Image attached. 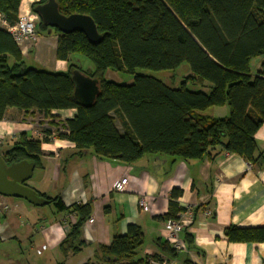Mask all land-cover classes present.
Instances as JSON below:
<instances>
[{
    "label": "trees",
    "instance_id": "16d2710c",
    "mask_svg": "<svg viewBox=\"0 0 264 264\" xmlns=\"http://www.w3.org/2000/svg\"><path fill=\"white\" fill-rule=\"evenodd\" d=\"M56 1L64 15H90L101 37L90 42L80 31L61 33L52 28L51 33L54 29L57 34L55 58L66 61L67 69L47 71L24 67L19 44L0 26V120L8 108L52 119V110H75L71 118L48 121L39 135L20 132L0 152L6 164L27 159L40 167L41 143L52 137L72 142L75 155L90 150L98 158L126 164L145 155L199 160L220 152L232 153L249 164L258 162L261 155L255 154L254 134L264 122V0ZM21 2L0 0V17L9 25L17 22ZM38 24L49 29L39 16ZM75 55L89 60L93 70L82 71L74 62ZM260 56V66L251 74V62ZM183 63L188 64L189 73L177 87L136 73L138 68L175 70ZM74 68L99 81V94L90 106L79 105L73 96L70 73ZM108 69L132 75V82L105 78ZM188 83L197 89L187 87ZM220 106L228 107L227 115L207 113ZM181 193L177 188L170 191L162 220H177L184 211L176 202ZM38 194L57 211L73 215L60 246L64 253L77 251L90 205L65 206L57 196ZM181 234L185 251L160 243L168 257L195 249L184 227ZM224 236L229 242H264V226L230 225ZM142 245L140 226L129 224L125 234L113 236L107 245L99 244L94 260L83 264L163 260L156 254H142ZM181 264L194 263L186 257Z\"/></svg>",
    "mask_w": 264,
    "mask_h": 264
},
{
    "label": "crops",
    "instance_id": "0c3cea01",
    "mask_svg": "<svg viewBox=\"0 0 264 264\" xmlns=\"http://www.w3.org/2000/svg\"><path fill=\"white\" fill-rule=\"evenodd\" d=\"M48 37L36 34L32 46L38 43L44 48L50 43L55 56L57 36L51 42ZM66 69V61H51V71ZM209 111L221 117L227 115L228 107H211ZM74 114V109L52 110V119L8 108L0 120L4 148L20 132L39 135L48 121H62ZM254 139L255 154L261 155L255 164L229 152L199 160L145 155L126 164L98 158L90 150L75 155L72 142L52 137L41 143L40 167H34L27 184L48 197H59L65 206L88 203L94 220L89 223L86 219L82 224L79 249L64 253L60 244L74 221L69 212L0 195V202L7 206L0 214V264H83L94 260L99 244L107 245L113 236L125 234L129 224H137L142 230V254H156L169 264H181L186 257L194 264H264V242H229L224 236V229L230 225L264 226V122ZM121 177L128 179L126 189L116 192L113 184ZM174 188L182 191L176 202L184 209L183 227L192 236L195 249L171 258L161 249L160 243H171L163 234L164 220L160 217L168 210ZM144 196L148 210L138 205Z\"/></svg>",
    "mask_w": 264,
    "mask_h": 264
},
{
    "label": "water",
    "instance_id": "95a60500",
    "mask_svg": "<svg viewBox=\"0 0 264 264\" xmlns=\"http://www.w3.org/2000/svg\"><path fill=\"white\" fill-rule=\"evenodd\" d=\"M33 11L39 16L42 24L49 27L48 33L50 28H57L61 33L80 31L90 42H97L101 37L90 15L83 13L64 15L59 11L56 0L36 3L33 6ZM70 79L76 102L82 106H90L99 94L98 79L77 68L71 71ZM34 167V163L27 159L6 164L0 155V195L22 198L34 206L47 204L46 198L40 196L35 189L26 184Z\"/></svg>",
    "mask_w": 264,
    "mask_h": 264
},
{
    "label": "rangeland",
    "instance_id": "374dc122",
    "mask_svg": "<svg viewBox=\"0 0 264 264\" xmlns=\"http://www.w3.org/2000/svg\"><path fill=\"white\" fill-rule=\"evenodd\" d=\"M39 3V0H23L21 2V13L25 12V10L29 9V13H34L31 10V5L32 4H36ZM51 29L50 28V32L48 33V30H44L43 28H41L38 24V20L36 21V28H35V32L32 34V36L28 37V39H26L23 43H21L19 46L24 50L25 56L23 57V65L26 68H35V69H42V70H47V71H51V61H53V59H55L54 55H53V49L51 47V44L48 43V46H44V48H41V45H38V43L33 47L32 43H36L35 40V36L36 34L39 35H47L49 36V42H51L54 39V36L57 34L55 33L54 29L52 30L51 33ZM40 47V51H38V47ZM33 47L30 51L29 48ZM55 53V51H54ZM75 63L82 69V71L84 72H88V71H92L93 70V65L92 63L87 60L86 58L80 56V55H75ZM262 60V57H257L255 59L252 60L251 62V74H255L257 68H259L260 66V62ZM136 73L139 74H144V75H149V76H153L156 78H159L163 81H165L166 83H168L170 86L172 87H177L179 86V84L181 83V81L188 75L189 73V67L187 63H183L182 65H180L177 69L175 70H150V69H146V68H138L136 69ZM105 78L107 79H111L114 80L116 82H122V83H131L132 82V75L130 74H125V73H120V72H116V71H112L110 69H108L105 72ZM187 87L192 88V89H197V87H195L192 84H187ZM210 111L208 110L207 113H209ZM119 126V123H118ZM45 127V126H42ZM41 127V128H42ZM5 144L2 145L0 152H4L5 150ZM37 169L34 170V176L37 175ZM27 183V181H26ZM4 197V196H3ZM1 203V202H0ZM2 204V203H1ZM47 206H53L52 204H45Z\"/></svg>",
    "mask_w": 264,
    "mask_h": 264
},
{
    "label": "built area",
    "instance_id": "2783aa9c",
    "mask_svg": "<svg viewBox=\"0 0 264 264\" xmlns=\"http://www.w3.org/2000/svg\"><path fill=\"white\" fill-rule=\"evenodd\" d=\"M22 5L19 8L18 20L15 24L9 25L2 17H0V26L6 29L13 37V39L20 45L28 37L32 36L35 32L36 21L38 20V15L36 13H29V9L21 13ZM5 136L0 135V149L5 143ZM128 179L127 177H121L116 180L113 184V190L116 192H123L126 189ZM138 205L142 210H148V199L147 197H141L138 199ZM7 206L0 203V214L2 210L6 209ZM73 216V215H72ZM93 217L90 216L87 221L89 223L93 222ZM183 228V219L181 214L177 220H166L164 221L163 234L166 239L171 243L172 247L178 251H185V244L182 238L179 236ZM45 246H42L44 249ZM39 252V251H38ZM149 264H169L165 260L156 261L153 259L149 260Z\"/></svg>",
    "mask_w": 264,
    "mask_h": 264
}]
</instances>
